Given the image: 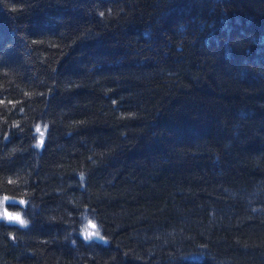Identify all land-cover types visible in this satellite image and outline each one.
<instances>
[{"label":"trees","instance_id":"obj_1","mask_svg":"<svg viewBox=\"0 0 264 264\" xmlns=\"http://www.w3.org/2000/svg\"><path fill=\"white\" fill-rule=\"evenodd\" d=\"M1 198L0 264H264V0H0Z\"/></svg>","mask_w":264,"mask_h":264},{"label":"rangeland","instance_id":"obj_2","mask_svg":"<svg viewBox=\"0 0 264 264\" xmlns=\"http://www.w3.org/2000/svg\"><path fill=\"white\" fill-rule=\"evenodd\" d=\"M7 202H9V199H7V198H1L0 199V219L18 222V219H15L16 218V216H14L15 214H12L6 210L5 204Z\"/></svg>","mask_w":264,"mask_h":264},{"label":"snow or ice","instance_id":"obj_3","mask_svg":"<svg viewBox=\"0 0 264 264\" xmlns=\"http://www.w3.org/2000/svg\"><path fill=\"white\" fill-rule=\"evenodd\" d=\"M38 131H39V129H37ZM15 219H19L18 217H16ZM21 223H22V221H21Z\"/></svg>","mask_w":264,"mask_h":264},{"label":"clouds","instance_id":"obj_4","mask_svg":"<svg viewBox=\"0 0 264 264\" xmlns=\"http://www.w3.org/2000/svg\"><path fill=\"white\" fill-rule=\"evenodd\" d=\"M22 223H26V222H23V221H22Z\"/></svg>","mask_w":264,"mask_h":264}]
</instances>
